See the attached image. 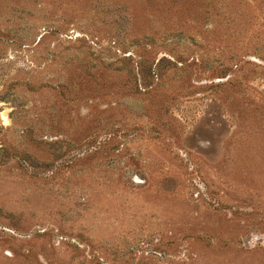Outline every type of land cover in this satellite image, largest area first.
Returning <instances> with one entry per match:
<instances>
[{
    "label": "rangeland",
    "instance_id": "1",
    "mask_svg": "<svg viewBox=\"0 0 264 264\" xmlns=\"http://www.w3.org/2000/svg\"><path fill=\"white\" fill-rule=\"evenodd\" d=\"M0 264H264V0H0Z\"/></svg>",
    "mask_w": 264,
    "mask_h": 264
}]
</instances>
